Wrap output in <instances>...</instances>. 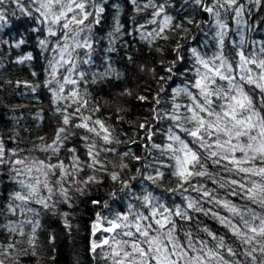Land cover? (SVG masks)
Segmentation results:
<instances>
[{"label": "trees", "instance_id": "16d2710c", "mask_svg": "<svg viewBox=\"0 0 264 264\" xmlns=\"http://www.w3.org/2000/svg\"><path fill=\"white\" fill-rule=\"evenodd\" d=\"M21 3L28 11L35 8V5L30 6V0H21ZM91 3L89 0V10H93ZM161 4L165 6L164 13L154 16L155 6ZM239 5H243V9L237 16L235 8ZM102 6L105 11L100 23L94 24L90 33H82V36L90 35L92 48L69 49L75 65L71 78L78 84L65 85L64 94L77 88L88 100V111L84 114L103 120L112 130L113 137L121 141L110 145L116 149L115 152L100 153L99 159L109 171L120 172L138 195L150 190L169 206L184 205L183 197L170 191L177 185L176 178L171 175V167L160 168L165 173L163 180L153 183L145 179L154 174L155 167H160L157 160L166 165H172L173 161L156 148H145L146 133L139 125L152 126L154 135L149 144L168 142L167 130L172 121L167 118L153 120V109H158L161 116L170 111L174 89L183 87L193 75L192 49L212 56L219 51L221 31L224 33V54L234 62L241 49L245 55H255L258 59L264 55L261 52L264 48V0H259V3L256 0H237L233 7L225 4L224 0H202V4L194 0H102ZM4 7L5 20L0 21V140L7 149H24L20 154H28L32 158L51 156L53 160L59 158L67 162L72 153L66 149L75 147L81 159L86 160L88 142L81 137L90 134L74 127L79 123L78 119L73 118L69 125L63 124L65 113L58 109L64 108L67 102L53 96V90L59 89L57 81L69 75L68 69L72 67V64L60 63L55 78L52 75L50 61L55 62L54 57L59 60V54L51 49L57 47L58 36L48 35L47 26L36 19L38 13L33 11V15L28 16L14 0H9ZM205 7H212L213 11H204ZM164 15L170 16L172 22L161 32ZM153 20L156 23H152ZM221 24L226 27L221 29ZM41 39L49 41L47 48H42ZM29 55L32 58L25 59ZM178 55L183 59L177 61L176 71L183 75L175 74L168 79L166 69L172 67ZM65 59H69L67 54ZM86 60L88 63L84 62ZM80 73L84 74L83 77ZM256 95L259 96L258 90ZM141 96L147 99L141 100ZM157 98L160 99L159 105L155 103ZM176 102L186 103L187 98L181 95ZM96 108L99 110L92 111ZM71 112L72 108H69L68 113ZM60 127L68 129V138L60 152L40 151L38 146L51 143ZM98 143L102 144V141ZM125 151L129 155L122 157L121 153ZM133 156H139L141 160L137 161ZM125 163L128 167L121 169L120 165ZM145 163L153 167H141ZM209 167L210 171H215L211 165ZM138 170L143 175L138 174ZM92 175L98 178V182L70 188V203L58 198L55 202L49 201L47 209L31 205L37 209L38 215L21 214L19 211L14 215L7 211V205L15 203L8 197L17 185L7 166H0V205L3 206L0 225L9 222L22 224L23 231L21 235L19 231L9 232L0 227V260L3 264H107L101 249L98 248L96 253L90 250L92 242L102 238L101 232L95 236L92 234L96 213L111 215L126 211L129 203L137 208L140 204L126 194L127 190L121 191L120 183L112 181L103 169L93 171L85 167L78 178L87 179ZM205 182L208 187H215L211 181ZM76 187L85 188L86 194L77 192ZM219 191L223 195L224 190ZM189 194L197 195L191 189L185 193ZM93 200L107 201L109 207L95 205L91 202ZM220 211L223 212L222 209ZM197 219L201 225H207L220 235L227 231L210 216L200 214ZM28 220L32 223H27ZM37 220L39 226L33 234L32 228ZM191 228L194 234L207 239L199 231L196 221ZM180 236L183 239L182 233ZM9 244L14 247L9 249Z\"/></svg>", "mask_w": 264, "mask_h": 264}, {"label": "snow or ice", "instance_id": "6c2138e0", "mask_svg": "<svg viewBox=\"0 0 264 264\" xmlns=\"http://www.w3.org/2000/svg\"><path fill=\"white\" fill-rule=\"evenodd\" d=\"M8 2L0 0V21L5 20L4 6ZM14 2L30 17L33 11L38 13L36 19L47 26L48 35L58 36L57 47L51 49L59 54V60L54 57L55 62L50 61L54 78L57 65L72 64L69 49L92 48L90 35L82 36V33H90L92 26L100 23L105 11L102 0H92L93 10H89V0H30V6L35 5L33 11L25 9L21 0ZM194 2L202 4V0ZM256 2L259 3V0ZM224 3L233 7L237 5V0H224ZM155 7L154 16H161L165 6L161 4ZM242 9L243 5L235 8L237 16ZM204 11L212 12L213 8L205 7ZM171 22L172 18L164 15L160 31L163 32ZM220 27L223 29L226 26L221 24ZM219 36V51L210 57L202 55L196 48L192 49L193 75L183 87L174 89L170 111L161 116L158 109H153V120L167 118L172 121L167 130L168 142L163 145L149 144L154 135L152 126L139 125L146 133L145 148H156L173 161L172 165H166L157 160L160 167H155L154 174L145 179L153 183L163 180L165 173L160 168L171 167V175L176 178L177 185L170 191L182 196L186 202L184 205L169 206L150 190L138 195L134 186L120 172L106 168L99 159L100 153L115 152L116 149L110 145L121 141L113 137L112 130L103 120L84 114L88 111V100L81 96L77 88L64 94L65 85L78 84L76 79L71 78L75 69L72 64L68 69L69 75L57 81L59 89L53 90V96L67 102L64 108L58 109L65 113L63 124L69 125L73 118L78 119L79 123H75L74 127L90 134L81 137L88 142L87 159L82 160L75 147L66 149L72 153L67 162L59 158L53 160L51 156L32 158L28 154H20L24 149H7L0 140V166H7L17 185L8 197L15 203H8L7 211L14 215L17 211L38 215L37 209L31 205L47 209L50 207L49 201L55 202L58 198L70 203L69 191L73 185L98 182L94 175L80 179L79 173L85 167L93 171L103 169L112 181L120 183L121 191L127 190L126 194L140 204V208H137L129 203L126 211L111 215L96 213L92 234L95 236L99 231L102 238L93 241L90 250L96 253L98 248L101 249L102 258L107 264H264V55L258 59L255 55H245L241 49L236 53L234 62L224 54L223 31ZM39 43L42 48H47L49 41L41 39ZM261 52L264 53V48ZM66 54L69 59H65ZM31 58L30 55L25 57ZM182 59L178 55L172 67L166 69L168 79L175 74L183 75L176 71L177 61ZM84 62L88 63L87 60ZM83 75L80 73L81 77ZM257 90L259 96L256 95ZM181 95L187 98L186 103L176 102ZM140 99L147 98L141 96ZM155 103L159 105L160 99L157 98ZM69 108H72L71 113H68ZM67 138L68 129L60 127L52 142L38 146L39 150L58 154ZM98 141H102V144ZM128 155V151L121 153L122 157ZM133 158L141 160L139 156ZM210 165L215 171H210ZM120 167L126 169L128 165L125 163ZM141 167L153 165L145 163ZM138 174L143 175L139 170ZM205 180L211 181L215 187H208ZM189 189L197 195H185ZM221 189L224 190L223 195L219 191ZM76 191L86 194L85 188L76 187ZM112 195L115 198L116 194ZM91 202L109 207L107 201ZM0 211H3L2 205ZM200 214L210 216L227 231L220 235L207 225H201L197 219ZM193 221L207 239L193 233ZM26 222L32 223L31 220ZM38 226L37 220L32 228L33 234ZM0 227L9 232L19 231L23 235L22 224L9 222ZM13 247L12 244L8 245L9 249ZM0 264H3L2 260Z\"/></svg>", "mask_w": 264, "mask_h": 264}, {"label": "rangeland", "instance_id": "374dc122", "mask_svg": "<svg viewBox=\"0 0 264 264\" xmlns=\"http://www.w3.org/2000/svg\"><path fill=\"white\" fill-rule=\"evenodd\" d=\"M99 232V231H98Z\"/></svg>", "mask_w": 264, "mask_h": 264}]
</instances>
